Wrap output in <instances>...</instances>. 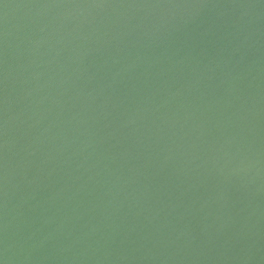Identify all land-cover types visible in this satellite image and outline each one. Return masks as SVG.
Wrapping results in <instances>:
<instances>
[{
	"label": "water",
	"instance_id": "95a60500",
	"mask_svg": "<svg viewBox=\"0 0 264 264\" xmlns=\"http://www.w3.org/2000/svg\"><path fill=\"white\" fill-rule=\"evenodd\" d=\"M3 264H264V0H0Z\"/></svg>",
	"mask_w": 264,
	"mask_h": 264
},
{
	"label": "snow or ice",
	"instance_id": "6c2138e0",
	"mask_svg": "<svg viewBox=\"0 0 264 264\" xmlns=\"http://www.w3.org/2000/svg\"><path fill=\"white\" fill-rule=\"evenodd\" d=\"M0 264H3V262H2V261H0Z\"/></svg>",
	"mask_w": 264,
	"mask_h": 264
}]
</instances>
